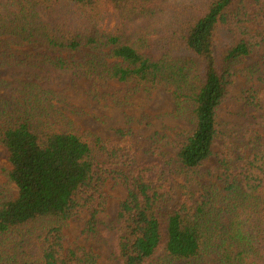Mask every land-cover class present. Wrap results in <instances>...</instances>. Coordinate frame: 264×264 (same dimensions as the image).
<instances>
[{
	"label": "trees",
	"instance_id": "trees-1",
	"mask_svg": "<svg viewBox=\"0 0 264 264\" xmlns=\"http://www.w3.org/2000/svg\"><path fill=\"white\" fill-rule=\"evenodd\" d=\"M245 1L0 0V68H29L35 80L0 78V148L8 152L6 176L16 191L0 185V264H97L82 248L65 252L62 231L81 211L104 207L103 176L118 173L109 165L133 164L130 131L118 130L116 141L79 132L60 106L67 90L41 86L60 87L63 77L85 80L95 100L115 98V90L101 92L111 82L128 97L164 87L171 115L192 126L177 153L182 169L216 156L225 183L224 195L205 186L193 200L181 182L173 206L170 170L132 167L116 228L120 264H146L161 247L150 264H205L212 255L216 264H264V147L235 163L213 150L224 137L218 111L234 79L259 78L257 64L238 67L258 50L264 66V36L245 27L251 18ZM23 45L40 48L11 49ZM259 82L244 92L242 112L261 127ZM93 222L94 215V231Z\"/></svg>",
	"mask_w": 264,
	"mask_h": 264
},
{
	"label": "rangeland",
	"instance_id": "rangeland-1",
	"mask_svg": "<svg viewBox=\"0 0 264 264\" xmlns=\"http://www.w3.org/2000/svg\"><path fill=\"white\" fill-rule=\"evenodd\" d=\"M250 11V21L245 27L250 33L264 36V0H246ZM112 28V22L104 26ZM39 46H12L15 51L37 52ZM81 58V54L74 55ZM257 64L260 68L259 78L264 79V66L262 64L261 51L246 57L238 69H244ZM29 68H0V78L16 84L34 80L29 75ZM30 78V79H29ZM259 78L247 80L237 75L232 83L229 98L220 106L218 111V123L223 131V139L217 140L214 145L215 153H224L233 159V163L239 158H247L264 147V126H257L250 116L246 117L242 112V96L251 88L260 86ZM35 81V80H34ZM51 81L41 83V86L49 85L54 89L66 91V101L60 105L66 115L72 120L79 132H90L103 140H118V130L130 131L135 139L134 151L131 155L132 166L109 165L108 171L118 173L103 176V195L105 204L97 213L92 214L91 209L83 210L62 231L63 248H82L93 253L97 258V264H120L115 254V239L118 220V212L121 204L128 195V189L124 177L132 167L157 163L170 170V177L175 192L173 206L177 205L181 198L180 183L187 184L191 198L196 200L201 196L205 186H214L221 195L225 183L220 177L217 157L213 156L201 166L191 171H185L178 162L177 153L190 136L192 126L185 120L175 119L172 113L171 92L164 87H158L151 94L138 92L128 97L126 89L121 83L111 82L108 89L101 92L114 91L115 98L107 96L93 99L88 93V84L85 80L72 84L71 80L63 77L61 86ZM127 159L123 160L126 162ZM11 169L8 162V152L0 148V185L16 194L15 188L9 183L6 172ZM123 175V176H122ZM232 180V178H231ZM184 184V185H185ZM94 215V228L90 226V220ZM93 231V232H92ZM164 252L159 249L152 260L158 259ZM215 256H209L205 264H216Z\"/></svg>",
	"mask_w": 264,
	"mask_h": 264
}]
</instances>
